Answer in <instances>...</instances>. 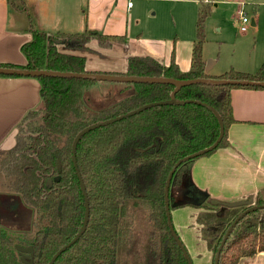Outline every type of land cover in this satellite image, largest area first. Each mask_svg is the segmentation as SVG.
<instances>
[{"label":"trees","instance_id":"trees-1","mask_svg":"<svg viewBox=\"0 0 264 264\" xmlns=\"http://www.w3.org/2000/svg\"><path fill=\"white\" fill-rule=\"evenodd\" d=\"M206 11L204 6L197 11L191 66L187 73L179 71L173 54L168 66L149 57L132 56L128 59L124 75L263 82L262 69L255 74L233 69L218 76L205 74L203 44ZM31 36V40L21 47L27 64L24 67H0L84 74L85 59L60 53L57 49L60 42L84 46L96 41L99 48L107 49L112 42L124 41L123 37L105 36L88 30L81 34L61 33L57 36L31 30ZM35 79L40 83L43 102L42 125L38 128L41 133L30 138L28 145H23L26 151L21 152L22 145L19 149L24 163L40 165L44 172L54 175L57 162L61 165V180L54 186L56 192H49L43 184L38 194L27 187L23 190L25 200L47 219V226L37 231L29 241L34 252L32 264H48L53 254L75 236L83 220L82 196L70 159L72 137L95 120H108L141 106L168 100L174 87L169 84L113 83L126 89L124 97L115 104L104 99L110 103L101 102L100 107L89 113L83 106V88L92 86L96 81L45 76ZM237 89L264 90V87L193 84L182 87L175 94L179 101L208 104L220 115L224 135L217 148L204 156H210L228 145L227 132L235 123L230 93ZM29 116H35V113L29 112L24 118ZM66 133L68 138L61 149L54 148L47 140L48 135ZM218 134L219 125L214 115L202 106L189 103L154 106L85 135L78 144L76 160L89 200V221L78 241L53 264H125V258L134 248L129 219L135 209L143 206L150 210L147 219L157 231V248L154 250L153 247V252L148 254L147 264H187L168 230L162 191L175 164L211 146ZM194 160L178 165L174 171L176 181L186 175ZM259 204L264 205V200H259ZM239 211L226 210L221 217L207 212L199 215L197 223L203 226L204 239L211 236L210 225L223 223L214 234L221 236ZM250 216L253 215L245 216L236 224L220 251L218 264H239L244 258L264 252V221L259 226L250 225ZM6 237L0 231V264H18ZM219 243L220 239L215 243L206 239V247L213 252V257Z\"/></svg>","mask_w":264,"mask_h":264},{"label":"crops","instance_id":"crops-1","mask_svg":"<svg viewBox=\"0 0 264 264\" xmlns=\"http://www.w3.org/2000/svg\"><path fill=\"white\" fill-rule=\"evenodd\" d=\"M170 1L183 0H0V65L24 67L27 64L21 47L31 40V30L53 36L81 34L88 30L123 37L124 41L112 42L107 49L99 48L96 41L84 46L60 42L57 45L59 52L85 59L86 72H122L129 56L149 57L168 66L174 54L179 71L187 73L195 41V22L191 19L188 24L183 17L176 21L170 15L167 18L165 4ZM189 3L195 9L196 18L198 1L189 0ZM234 3L236 14L243 11L246 15V4L243 1ZM178 9L172 8V12H178ZM253 10L256 12L255 8ZM257 16L256 13L250 19L245 32H240L236 23L238 33L243 36L250 31L252 37L258 34ZM237 18L238 15L235 22ZM259 39V45L246 59L237 57L235 52L225 58L210 57L203 49L205 74L218 76L230 69L255 74L262 69L264 77V35ZM112 85L96 82L86 90L103 100ZM40 92L41 86L36 79L0 77V155L7 154L15 145L16 127L24 117L30 111L43 108ZM230 100L235 123L227 132L228 145L210 156L195 159L190 171L193 183L210 198L233 202L255 196L264 189V90H232ZM197 211L191 206H183L172 212L174 228L182 240L187 241L185 245L189 252L191 240L183 235L193 237L190 226ZM195 227L199 229L196 224ZM10 232L12 236L17 235ZM192 241L194 247L202 243L199 232ZM254 257L242 259L239 264Z\"/></svg>","mask_w":264,"mask_h":264},{"label":"flooded vegetation","instance_id":"flooded-vegetation-1","mask_svg":"<svg viewBox=\"0 0 264 264\" xmlns=\"http://www.w3.org/2000/svg\"><path fill=\"white\" fill-rule=\"evenodd\" d=\"M86 92L89 93L88 91H86ZM84 93H85V91H84ZM90 93L92 94V92H90ZM91 94H89V96H91L92 98L90 97V99H88V104H84V101H83V106H84V109L86 112L94 110V109L91 110V106L92 107L94 106V108H95V106L96 107L98 106L97 104L95 105L94 100H96V99L93 98V94L92 95ZM90 101L92 102V103H90L91 105L89 104ZM100 104L102 105V103H100ZM95 109H97V108H95ZM30 112H32V111H30ZM33 112L35 113V116L33 118H31V119L26 118L27 119L26 121L28 122L27 126L31 127L30 130L31 129L32 130L29 131V133H26L25 134L26 138H22L24 140L18 141L17 145H14L10 149L9 153H11V151L16 152L20 148L19 144H21L22 147H23V145L26 146L31 142L30 138L38 137L40 135L41 131H39L38 128L42 125L43 108L38 110V111H33ZM103 121H105V120H103ZM98 122H102V121L95 120V122H93L92 124L98 123ZM92 124H89V125L85 126L84 128H86ZM84 128H82V129H84ZM82 129H80L79 131H81ZM79 131H77L76 134L72 137V141L70 144V159H71L72 143H73L74 137L77 135V133ZM92 131H94V130H92ZM90 132H88V133H90ZM87 134H85V135H87ZM84 136H82L81 139ZM67 138H68L67 133L65 135H62V134L56 135L55 134V135H48L47 140L51 143V145L54 148L61 149L64 146V144L66 143ZM81 139L79 140V142L81 141ZM79 142L77 143L76 150H77ZM24 151H26V147L21 148V152H24ZM16 154L15 155L17 156V158H15V159L13 158L12 160L10 159V156L8 157V155H7L8 158L0 159V169L3 170V171H0V182L2 181L3 184L5 185L6 184L5 180H8L11 176L13 178L12 184H11L12 187L8 190L9 192L8 193H6V192L0 193V231L4 232L5 234H7V232L11 233L10 231H14V234L16 233L18 235V236L13 235L11 237H6V238H8V241L10 242V247L12 248V252H13L14 256L16 257L17 263L18 264H25L21 260V256L25 255V254H22L17 249V247H21V248H27L29 246L32 247V245H30L29 241L34 237V234L37 231H39V230H41L47 226V219L44 217V215L41 212H38V210L30 202L25 200L26 198L23 197L24 196L23 190L25 187H27L28 189L35 191L38 194L41 192V190H42L41 188H42V184H43L44 188L47 189L49 192H51V191L56 192L57 188L54 186L57 183H59L61 180V176H60L61 175V165L59 162H57L56 174L52 175V173H50V172H44V170H43L44 168L41 167L40 165L34 166L32 164L24 163L23 158L21 157L20 149H19L18 153H16ZM29 156H31V155H29ZM19 157H21V158H19ZM6 159H7V161H5ZM75 159H76V151H75ZM71 163H72V160H71ZM76 165H77V160H76ZM72 166H73V163H72ZM77 168H78V166H77ZM73 170H74V168H73ZM187 172H186V175L181 177L180 180H178V181H176L177 178H176V175L174 174L172 186H170L169 190H168L167 204L165 202V195H164L165 187H166V180H165V184L163 187V191H162V199L163 200L162 201H163V210L165 213V219H166V205H168L173 227H174V223H173L172 212L174 210L180 208V207H183V206H191L193 208H196L198 210L203 211L202 213H206V212L207 213H214L216 217H221V216H217L218 207L210 205L207 201L198 207L194 206V205L183 203L185 199L191 200L196 195H199L198 190L196 189L198 187L194 183H193V185L189 186L188 189H186V191H184L183 195L181 194L183 192V189H184L182 186V181L184 178L187 177ZM79 174H80V172H79ZM74 175H75V171H74ZM75 177H76V175H75ZM15 178H17V180H15ZM81 179H82V177H81ZM76 180H77V184H78L77 177H76ZM82 181H83V179H82ZM6 185L10 186L9 184H6ZM83 185H84L86 196H87L86 186H85L84 182H83ZM78 187H79V184H78ZM12 189H14L15 193L10 192ZM79 190H80V187H79ZM45 193H47V192H45ZM80 193H81V190H80ZM81 196H82V193H81ZM250 198H252V196H249L247 198V200ZM87 201H88V208H89L88 196H87ZM192 201H194V200H192ZM24 202L29 204V206L28 205L26 206L25 205L26 203H24ZM82 202H83V216H84L83 196H82ZM177 202L180 205L176 206L174 208H171V206H173V204H176ZM256 205L260 206L259 201L256 202ZM249 208H251L250 205L249 206L243 205V206H240V207L235 208V209L240 210L238 213V216H239L240 214H242L244 211H246ZM140 209H143V211L145 210L146 216L148 217L150 210H148L147 207H145V206L140 207ZM140 209H135L133 214L131 215V218L129 219L130 220L129 230L131 231V234H132L131 237H132L134 248L132 250V253L125 258V264H129V261H131L133 259H136V260H133L131 264H147L148 254L153 252V250H152L153 247H154V250H155V248H157V245H156V241H157L156 240L157 239L156 233H157V231L154 227H152L150 225L149 221L146 223V226H142L143 229L141 228V230L138 232H136V229L133 228V221L136 218V215L139 214L138 211ZM228 210H230V209H228ZM201 214H198V216ZM248 215H253V216H250V217H252V219L250 218L251 219L250 225L259 226L261 224V222L264 221V209H258L256 211H253L251 213L246 214L245 216H248ZM197 217L195 220L196 225H199V229H200L199 231L201 233V236L203 237V230H202L203 226L201 224L197 223ZM235 219H233L232 222L226 226L225 231L223 232V234L221 236H219L218 234L214 236V234L222 226L223 223L216 224V225H210L209 230L211 232V236L207 237L206 239H208L209 241H213L214 243L218 239H220V243L218 246V248H219L227 230L229 229V227L231 226V224L234 222ZM88 221H89V219H88ZM166 224H167V220H166ZM167 227H168V225H167ZM234 228L232 229V231L234 230ZM168 230H169V228H168ZM174 230H175V228H174ZM232 231L230 232L229 236L227 237L225 243L227 242L228 238L231 236ZM175 232L178 235V237L182 243V246L186 250V252H187V254L191 260V263L193 264V261H192V258H191V255L189 253L188 248L186 247L185 243H183L180 234L176 230H175ZM170 235H171V233H170ZM206 239H205V242H206ZM225 243H224V245H225ZM217 251H218V249H217ZM26 255H28V254H26ZM214 257L212 258V264L214 261Z\"/></svg>","mask_w":264,"mask_h":264},{"label":"water","instance_id":"water-1","mask_svg":"<svg viewBox=\"0 0 264 264\" xmlns=\"http://www.w3.org/2000/svg\"><path fill=\"white\" fill-rule=\"evenodd\" d=\"M63 54H67V53H63ZM67 55H71V54H67ZM73 56L81 57L79 55H73ZM130 57H132V56H129L128 59ZM128 59L126 60L125 69L122 72H119V74H121L119 76L108 74V73L98 74V73L85 72L84 74H77V73H71V72L64 73V72H58V71H48V70H38V69L27 70V69L0 67V76H7V77H20V78H33V79H35L38 77L45 76V77H53V78H76V79H84V80H93V81H97V82H110V83H123V84H138V83H141V84H169V85H172L174 87L173 91L169 95L168 100L150 103V104L141 106L135 110H132L128 113L120 115L118 117L111 118V119H108V120H105L102 122L94 123V124L84 128V129H82L81 131H79L77 133V135L74 137V140L72 143V148H71V160L73 163L75 175L78 179V184H79V187H80V190H81V193L83 196V201H84L83 221H82V225H81L80 229L75 234V236L67 244L62 246L60 249H58L53 254V256L50 258L48 264H53L63 252H65L68 248H70L73 244H75L78 241V239L82 236V234L85 232L87 224H88V219H89L88 201H87V196H86L85 188L83 185V181H82L81 176L79 174V170L77 168L76 159H75L76 146H77V143L79 142V140L81 139L82 136H84L88 132L95 130L97 128L105 127V126H108L112 123L121 121L123 119L132 117L134 115H137V114L141 113L142 111H144L148 108L154 107V106L185 105V104H189V103H194L196 105H199V106H202V107L208 109L214 115V117L216 118V120L218 122V125H219L218 137H217L216 141L211 146H209L208 148H205V149L198 151L194 154L186 156L185 158L179 160L175 164V166L169 172L167 179H166V187H165L164 195H165V202L167 204L168 190H169V187L172 186V181L174 178V171L178 167V165H180L181 163H184L188 160L200 158V157L204 156L205 154L214 151L217 148L218 144L220 143V141L224 135V127H223L222 120L220 118V115L217 113V111L213 107H211L208 104L202 103L200 101H179L175 98V94L177 93V91L180 90L182 87L193 85V84H205V85H212V86H226V85H234L235 86L236 85V86H257V87H261V88L264 87V81L263 82H253V81H230V80H214V79L175 80V79L164 78V77H150V78H148V77H143V78L129 77V76L124 75L125 72L127 71ZM206 71H207V68H206ZM191 185H193V181H192V177H191V171L189 170L187 172V177L184 178L182 181V186L184 189H183V192L181 194L183 195L184 191H186V189H188V187ZM196 189L198 190L199 195H196L191 200L185 199L183 203L194 205V206L198 207L207 201L210 205L218 207L217 216H221V214L225 210H228V209H235V208H238V207L243 206V205L244 206H249V205L251 206V208L247 209L242 214H240L234 220V222L231 224L229 229L227 230V232H226V234H225V236L221 242V245L218 248V251L216 252L215 257H214L213 264H218L220 251H221L227 237L229 236L230 232L236 226V224L240 221V219L243 218L248 213H251V212L256 211L258 209H264V205H260V206L256 205V202H258L259 200H261V199L264 200V190H261V192L259 194L252 196V198H250L248 200L242 199V200H238V201L229 202V201H220V200H216V199H211V198H209V194L206 191L200 190L198 188H196ZM259 195H260V197H259ZM192 200H194V201H192ZM179 205L180 204L177 202L176 204H173V206H171V208H174V207L179 206ZM166 220H167V225H168L169 231L171 233V236L175 240L177 246L180 248V250L183 254V257L185 258L187 264H192L186 250L182 246V243H181L178 235L176 234V232L174 230V227H173V224L171 221V217H170L168 205H166ZM17 249L22 254H25V255L21 256V260L23 263H25V264H32L33 263L34 253H33V248L31 246H29L27 248L17 247ZM26 254H28V255H26Z\"/></svg>","mask_w":264,"mask_h":264},{"label":"rangeland","instance_id":"rangeland-1","mask_svg":"<svg viewBox=\"0 0 264 264\" xmlns=\"http://www.w3.org/2000/svg\"><path fill=\"white\" fill-rule=\"evenodd\" d=\"M196 1H198V6H197L198 10L199 8H201V6L207 7L206 12L208 15L204 23L205 42L203 44V49L207 50V52L210 54V57L217 58L221 56L222 58H225V57H229L230 55H232L233 52L236 53L237 57L245 58V59L249 56V54L251 55L252 49L254 47L257 48V46L259 45L261 41V39L259 38H261L264 35V0H196ZM235 1H243L246 4V5L244 4L245 5L244 11L246 13L247 18H249V22L251 18L255 17L256 13L258 14L257 16L259 17L258 22H257L258 34L253 36L255 37V39L250 35V31L243 36L238 33V30L235 26L236 25L235 16L238 15V13L236 14L237 9L234 3ZM165 5L167 9V18H168V15H170L174 17V20L177 21L179 17L180 18L183 17V20L188 24L191 22V19H192V22L196 23L195 20L197 19V16L195 18V9L193 5L189 3V0L179 1L178 3H174L170 1L169 3H166ZM172 8L174 9L179 8L178 12H176L175 10H173L172 12ZM253 8H255L256 12L253 10ZM191 12H192V18H191ZM194 33H195V30H194ZM246 35L247 37H245ZM118 88L119 89L121 88V91H118ZM83 90L85 91L84 93L85 95L83 96L82 100L84 101V104H88V99H90L91 97L89 96L90 93L86 92V88H83ZM125 93H126V89H124L123 86L121 87L119 85L114 84L111 86L109 94L108 96L105 97V99H109L112 104H115L116 102L120 101L122 97H124ZM93 98L96 99L94 100L95 105L96 104L98 105L97 107L95 106V108L100 107L101 102L107 101L104 99L102 100L101 96L96 98L94 94H93ZM91 101L89 102V104L93 102ZM110 101L106 103H110ZM95 108L94 106L93 107L91 106V110L92 109L95 110ZM33 117L34 116H29L27 119H31ZM27 119L24 118L23 121H21L16 127L15 145H17L18 141L24 140L22 138H26L25 134L29 133V131L32 130V129L30 130L31 127L27 126V123H28L26 121ZM9 151L7 152V154L0 155V159H5V158H8L9 156L11 160L13 158L14 159L17 158L16 156L17 155L16 153H18L17 151L16 152L11 151V153H9ZM5 161H7V159ZM0 171H3V170L0 169ZM12 179L13 178L11 176L8 180H5L6 184H9L10 186H7L6 184L4 185L2 181L0 182V193L9 192L8 190L12 187L11 185ZM15 180H17V178H15ZM10 192L13 193L14 189H12ZM243 200H247V198ZM25 205L29 206V204L27 203ZM138 212L139 214L136 215V218L133 221V228L136 229V232L140 231L142 226H146V223L148 222L146 211L145 210L143 211V209H140ZM202 212L203 211L201 210L197 211L198 214H201ZM196 217H195V220H196ZM195 220L194 222L191 223V226H190L194 232L193 237L197 235V233L199 232L200 240L202 243L194 247L193 241H192L193 237L191 238L188 234L186 235L185 233L183 235V237H187L191 240L192 248L189 247L190 248L189 253L191 255L193 264H212L213 252L207 249L205 239L201 236V233L199 231L200 229H196L195 227V224H196ZM197 226L199 227V225ZM6 235L7 237H11L12 233H7ZM186 242L185 240L183 241V243H186ZM243 264H264V253H260L259 255L255 256L253 259H250L246 263H243Z\"/></svg>","mask_w":264,"mask_h":264},{"label":"built area","instance_id":"built-area-1","mask_svg":"<svg viewBox=\"0 0 264 264\" xmlns=\"http://www.w3.org/2000/svg\"><path fill=\"white\" fill-rule=\"evenodd\" d=\"M127 5L130 7L131 3L129 2ZM248 22L249 19L247 18V16L243 13V11H240L236 22L240 32H245L247 30Z\"/></svg>","mask_w":264,"mask_h":264}]
</instances>
